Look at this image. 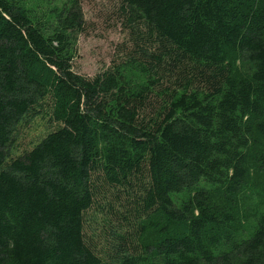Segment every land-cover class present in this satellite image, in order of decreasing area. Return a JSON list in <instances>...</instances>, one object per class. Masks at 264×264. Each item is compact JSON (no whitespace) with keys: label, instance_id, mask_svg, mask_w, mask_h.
<instances>
[{"label":"trees","instance_id":"16d2710c","mask_svg":"<svg viewBox=\"0 0 264 264\" xmlns=\"http://www.w3.org/2000/svg\"><path fill=\"white\" fill-rule=\"evenodd\" d=\"M120 8L88 77L80 0H0V264H264V0Z\"/></svg>","mask_w":264,"mask_h":264},{"label":"rangeland","instance_id":"374dc122","mask_svg":"<svg viewBox=\"0 0 264 264\" xmlns=\"http://www.w3.org/2000/svg\"><path fill=\"white\" fill-rule=\"evenodd\" d=\"M68 0H26L32 12L37 13L41 18L42 14L50 8H60ZM122 0H80V7L84 13L85 30L77 37L75 55L73 60V70L81 75L93 77L99 72L106 70L118 60L122 54V49L131 46L129 36L125 27V19L121 14ZM55 11V10H54ZM36 121L22 126L17 130L16 138L23 139L26 134L33 135V138L43 132L46 128V120ZM19 140V141H20ZM175 199L179 198V203L185 200L183 193H174ZM258 198L256 199V201ZM262 208H259V211ZM95 213V217L86 219L93 223L88 228L91 234H96L95 227L99 228L101 234L97 236L98 248H103L107 243L108 233H103V225H107V221L102 217L101 213ZM257 214V213H255ZM258 215V214H257ZM255 222L254 218H250ZM94 227V228H93ZM102 231V232H101ZM105 248V247H104ZM102 254V253H101Z\"/></svg>","mask_w":264,"mask_h":264}]
</instances>
